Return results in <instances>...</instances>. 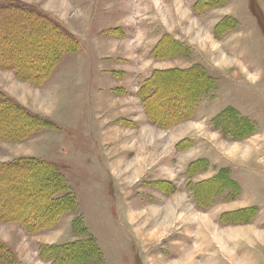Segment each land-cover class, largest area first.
Returning a JSON list of instances; mask_svg holds the SVG:
<instances>
[{
	"label": "rangeland",
	"instance_id": "rangeland-1",
	"mask_svg": "<svg viewBox=\"0 0 264 264\" xmlns=\"http://www.w3.org/2000/svg\"><path fill=\"white\" fill-rule=\"evenodd\" d=\"M20 1L79 40L44 37L32 8L0 18L9 47L29 44L51 75L43 83L17 63L20 50L0 51V106L17 117L0 120V163H54L79 206L39 233L0 221L20 264H50L40 249L78 240L82 226L105 264H264V0H202L196 11L199 0ZM193 68L200 80L155 75L154 91L170 93L144 109L156 71ZM229 107L255 127L234 139L217 130Z\"/></svg>",
	"mask_w": 264,
	"mask_h": 264
},
{
	"label": "trees",
	"instance_id": "trees-1",
	"mask_svg": "<svg viewBox=\"0 0 264 264\" xmlns=\"http://www.w3.org/2000/svg\"><path fill=\"white\" fill-rule=\"evenodd\" d=\"M15 1H17V4H13L14 2L12 1H7L8 4L0 5L1 19L4 18V12L6 10L12 11V13H17L19 15V8H32L37 15L44 16L39 19V21H43L45 23L44 28L46 29L43 33V35H45L44 37H46L50 33L52 35H55V41L57 36L59 37V35L63 36V38L66 37V44L69 43L73 49H75L76 45L79 44L78 38L71 31H69V29L61 25V23L55 17L47 14L41 9H38L36 6H28L20 0ZM203 1L204 3L208 2V0ZM200 2H202V0H199L195 3V11L198 10ZM47 26L51 27L50 31L47 29ZM49 37L50 36H48V39ZM58 41H62V38H59ZM26 45L27 44H23L17 47V52L14 47H9L6 33L4 32L3 35H1L0 32L1 55H4L6 50L9 51V53L10 51H13V53L15 52L19 54L20 50V53H22V55L24 56L22 57V55H20L21 57H17L19 59L17 63L24 66L23 68L24 70H26L25 73L27 74H33V72L36 71L38 72L35 74L41 73V79H44L43 83H45V81H47L51 76H48L50 66L48 65L46 69L44 68L46 66V64L44 65L46 56L44 55L42 61L38 62L35 59L36 56L33 53V49L30 48L29 44L27 49ZM35 62H37V64L39 65L32 64ZM41 65L44 67H42ZM8 66L9 68L13 67V71H18V67L16 65ZM197 72L198 71H196L195 68L189 70H172L168 72L156 71L154 75L146 81L145 85L140 91V96L144 102V109H148L151 111L155 110L154 108L156 107L157 103L153 107H151L150 105L154 96L158 97L159 100L165 98V93V96L170 93V88L166 92L164 89L165 93H159V89L157 87L154 91L153 82L155 79H158V77H156L155 75L165 73L179 74L178 77L173 79L177 80V78H179L180 76L185 75L184 77L182 76L183 80H191L192 77L200 80L202 77V73ZM31 76L29 77V80H37V78H33ZM164 100H162L161 102L163 104L165 103L167 108H169V103L167 104L166 100ZM13 103L10 102L8 105H11V107H15V103ZM5 112L6 111H4L0 106V120H6L5 116L10 119H12V117L14 119H17V117L10 115L11 113L6 114ZM156 115L161 116L160 114H155V116ZM151 119H153L154 123L159 124L154 121L153 114ZM215 120L213 125L216 126V129L222 132L224 135H229L230 138H237V131L240 129L247 127L248 131L250 132L255 127V124H253L252 122L247 123V119L241 116L236 109L231 107L221 111V113L215 118ZM13 124L14 125L11 126L13 130H19L20 128L28 131L31 127L28 126L27 123H24V121L22 120H14ZM56 167L57 166L52 162L40 161L37 159L23 160V158H21L20 160L6 164L0 163V221L13 222L26 228L30 233H39L41 231L52 228L59 221L58 219L63 214L70 212L78 213L79 206L78 203H76L73 192L68 188L69 186L67 184L66 177L63 174L59 173ZM19 168L21 169V171L17 173V169ZM17 174L22 175V180H15ZM25 179H28L26 184L31 185L30 187L33 188V191H31V193H29L30 191H27V185L21 184V182ZM36 180L38 185L34 186ZM56 195H61V197H58ZM17 203L22 204V206H19ZM75 217L76 218L73 221H75L74 225L76 226V228L82 226V224L84 223L82 216L78 214ZM75 233L77 234L76 236H79L78 240H74L62 245L54 244L52 246H44L40 249V257L42 259L51 260L50 264H105V258L102 255L101 248L99 247L97 239L89 233V230L82 226V231H75ZM0 259L2 261H8V263L11 264H20V262L17 260V254L14 252V250L1 242Z\"/></svg>",
	"mask_w": 264,
	"mask_h": 264
},
{
	"label": "bare ground",
	"instance_id": "bare-ground-1",
	"mask_svg": "<svg viewBox=\"0 0 264 264\" xmlns=\"http://www.w3.org/2000/svg\"><path fill=\"white\" fill-rule=\"evenodd\" d=\"M177 202H178V204H177L178 207H180V202H179V201H177ZM172 211H173L172 209H169L168 212H167L168 214H166V216H168V217L171 216ZM172 216H173V215H172ZM169 218H170V217H169ZM206 228H207V229H210L208 226H207Z\"/></svg>",
	"mask_w": 264,
	"mask_h": 264
},
{
	"label": "crops",
	"instance_id": "crops-1",
	"mask_svg": "<svg viewBox=\"0 0 264 264\" xmlns=\"http://www.w3.org/2000/svg\"><path fill=\"white\" fill-rule=\"evenodd\" d=\"M67 29H69V31H71L70 28H67ZM71 32H72V31H71ZM74 35H75V34H74Z\"/></svg>",
	"mask_w": 264,
	"mask_h": 264
}]
</instances>
